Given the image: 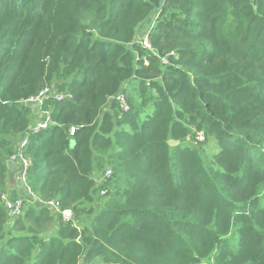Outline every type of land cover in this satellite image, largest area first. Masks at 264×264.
Segmentation results:
<instances>
[{"label": "trees", "instance_id": "16d2710c", "mask_svg": "<svg viewBox=\"0 0 264 264\" xmlns=\"http://www.w3.org/2000/svg\"><path fill=\"white\" fill-rule=\"evenodd\" d=\"M160 1L0 0V264H264V0ZM55 85L10 223L23 102Z\"/></svg>", "mask_w": 264, "mask_h": 264}, {"label": "built area", "instance_id": "2783aa9c", "mask_svg": "<svg viewBox=\"0 0 264 264\" xmlns=\"http://www.w3.org/2000/svg\"><path fill=\"white\" fill-rule=\"evenodd\" d=\"M143 45L146 46V48H150L149 42L147 40V37H145V40L143 41ZM41 96H43L42 100L40 99ZM122 96V95H121ZM72 98L71 94L68 92H63V93H56L54 90L51 89H46L43 92H41L40 95H38L35 98H31L27 101H37L40 105V108L43 104L44 99H52L54 101H64V100H70ZM122 101V102H121ZM121 103L124 107L125 110H127V107L125 106L124 99L123 97L121 98ZM26 102V101H25ZM23 102V104L25 103ZM41 111V109H40ZM47 117L42 123H38L37 125L31 126L28 131L25 133L23 136L22 140L16 145V151L11 157L13 161H17L20 163V170L18 171V186L16 185V188L19 187V189H24L31 197H34L32 192L30 191L29 187L26 184V176H27V170L29 167V159H26L22 153L24 148L28 144V139H27V134L32 133L36 134L48 127V125L52 124L49 114L47 112L44 113ZM75 132L74 128L70 129V135H73ZM202 139V136L199 137V140ZM112 175L111 169H107L102 175L104 178H109ZM100 175H98L97 178H99ZM102 178V177H100ZM99 178V179H100ZM1 202L4 205V207L8 211L9 219L12 220L13 217L17 216L20 214L22 210V200L20 198L12 197L11 193L8 191L7 193H4L1 196ZM46 205L52 209L53 212L59 213L62 217L63 221H71L73 220V214L71 210H63L61 211L54 203V201L47 202Z\"/></svg>", "mask_w": 264, "mask_h": 264}, {"label": "rangeland", "instance_id": "374dc122", "mask_svg": "<svg viewBox=\"0 0 264 264\" xmlns=\"http://www.w3.org/2000/svg\"><path fill=\"white\" fill-rule=\"evenodd\" d=\"M151 27H152V21H151V23H147L143 28L139 29L138 30V34H137L138 35V40L141 39V40L144 41L145 40V37H146L145 35L148 33V31L150 30ZM53 90H54V88H53ZM42 98H43V96H41L40 99L42 100ZM116 98L121 101L122 96L121 95H118ZM39 113H40V111H39ZM46 117L47 116L41 111L40 114H38L37 116H35L34 118H32V121H31L32 124H33L32 126L37 125L38 123H42L46 119ZM201 136H202V139L199 140V137H201ZM204 137L205 136H204V134L202 132H198L197 133L196 130H193L191 139L189 141H186V146H189L190 148H196L198 150L200 149L202 151L203 157H205V159H208V161H209V160H211V157L213 156V154H216L217 153L218 146H217L216 141H214L213 139H210L208 143L204 144V140H205ZM15 151H16V149H15ZM9 160H12V159L10 158ZM208 161H206V162H208ZM107 169H109V168H107ZM96 175H98V174H96ZM96 180L98 181V179H96ZM26 184H27V180H26ZM11 185L12 184H10L9 181L7 180V188H6V191L4 193H7L10 190L9 187ZM14 185H15V183L13 184V186ZM19 198L22 200V209H23V199H29V198L30 199H33V202L36 205H38L39 202H40L35 196L34 197H31L24 189L22 191H20V197ZM22 214H23V210H21V212H20L19 215L13 217L12 220L9 219V215H8L9 222L10 223L14 222V220L16 218H18V217H21ZM232 240L234 241V243H236V241H237L236 234H234ZM92 264H102L101 258L98 257V258L94 259V261H93Z\"/></svg>", "mask_w": 264, "mask_h": 264}, {"label": "water", "instance_id": "95a60500", "mask_svg": "<svg viewBox=\"0 0 264 264\" xmlns=\"http://www.w3.org/2000/svg\"><path fill=\"white\" fill-rule=\"evenodd\" d=\"M162 4H163V0L160 1V8H161ZM160 8H157L154 11L159 10ZM56 87H57V85L54 86V90H56ZM24 106L31 109L34 115L39 114L40 105L37 101H26L24 103ZM169 145L175 146V145H177V142H174V141L169 142ZM6 165H7V170H8V181L10 184L13 185L15 182V169H16L15 162L13 160H8Z\"/></svg>", "mask_w": 264, "mask_h": 264}, {"label": "crops", "instance_id": "0c3cea01", "mask_svg": "<svg viewBox=\"0 0 264 264\" xmlns=\"http://www.w3.org/2000/svg\"><path fill=\"white\" fill-rule=\"evenodd\" d=\"M177 144H178V142H177ZM15 165H16V169H15V185H14V187H16V185L18 186V181H17V179H18V171L20 170V163H18L17 161L15 162ZM12 187H13V185H11ZM16 190L17 191H22L23 190V188L22 189H19V187H17L16 188Z\"/></svg>", "mask_w": 264, "mask_h": 264}]
</instances>
